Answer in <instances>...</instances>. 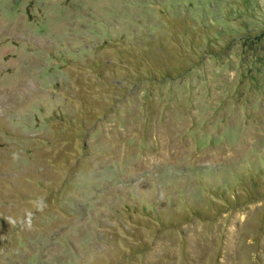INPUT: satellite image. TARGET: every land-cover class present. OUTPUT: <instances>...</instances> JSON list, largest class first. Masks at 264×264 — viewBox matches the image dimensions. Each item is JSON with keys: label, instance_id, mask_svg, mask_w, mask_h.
Segmentation results:
<instances>
[{"label": "rangeland", "instance_id": "rangeland-1", "mask_svg": "<svg viewBox=\"0 0 264 264\" xmlns=\"http://www.w3.org/2000/svg\"><path fill=\"white\" fill-rule=\"evenodd\" d=\"M0 264H264V0H0Z\"/></svg>", "mask_w": 264, "mask_h": 264}, {"label": "clouds", "instance_id": "clouds-1", "mask_svg": "<svg viewBox=\"0 0 264 264\" xmlns=\"http://www.w3.org/2000/svg\"><path fill=\"white\" fill-rule=\"evenodd\" d=\"M14 159H15V154H14ZM46 201L43 197L37 199L36 201L33 202V208L36 210V211H43L44 208L46 207ZM33 218H34V214L32 211L30 210H26V216L24 219H21L19 221V225L21 227H26L27 229L31 230L32 227H33ZM9 223L11 225H16L17 224V221L16 220H13V219H8Z\"/></svg>", "mask_w": 264, "mask_h": 264}]
</instances>
